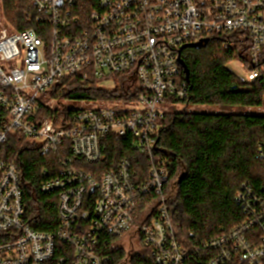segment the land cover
<instances>
[{
	"label": "built area",
	"instance_id": "built-area-1",
	"mask_svg": "<svg viewBox=\"0 0 264 264\" xmlns=\"http://www.w3.org/2000/svg\"><path fill=\"white\" fill-rule=\"evenodd\" d=\"M31 5L38 30L0 32V106L10 116L0 129V264H106L105 235L119 242L134 237L154 264H264V197L247 184L236 197L250 213L240 229L193 249L180 245L165 194L171 162L156 151L159 121L188 96L178 64L184 46L216 38L225 47L239 44L242 57L230 65L246 82L264 85V0ZM118 75L131 87L123 99L67 101L79 107L63 106L75 114L62 126L42 119V108L58 106L50 96L56 82ZM15 133L42 154L62 157L59 175L42 184L44 193L59 194L55 233L27 223L21 172L1 153ZM111 134L149 157L147 178L137 175L129 159L99 176L83 169L80 161L95 165L104 159ZM202 256L203 263L190 260Z\"/></svg>",
	"mask_w": 264,
	"mask_h": 264
},
{
	"label": "trees",
	"instance_id": "trees-1",
	"mask_svg": "<svg viewBox=\"0 0 264 264\" xmlns=\"http://www.w3.org/2000/svg\"><path fill=\"white\" fill-rule=\"evenodd\" d=\"M3 8L4 16L17 32L38 30L41 23L31 0H5ZM241 47H225L224 41L216 38L199 48L183 49L181 57L188 66L189 80L183 71L181 79L188 96L180 105L187 109L170 111L159 121L156 151L171 162L165 194L172 208L176 236L184 248L193 249L243 226L250 213L238 204L236 197L244 184L264 197V115L246 112L264 108V85L258 81L248 83L229 68L236 58L242 57ZM109 82H114V86L104 85ZM127 85L130 86L129 81L121 75L102 79L90 76L86 80L66 77L50 91L58 106L42 108V119L54 118L62 126L75 114L63 108L67 101L121 100L131 93ZM189 107L229 111L195 113L189 112ZM9 119L8 112L0 106V129ZM1 153L21 172L27 223L40 233H55L59 194L44 193L42 184L59 175L62 157L58 153L42 154L18 133L11 134ZM103 153L105 157L98 164L79 163L99 176L129 159L137 175L147 178L149 157L130 149L116 135L106 138ZM103 239L101 251L108 257L106 264H154L147 251L130 257L119 245V239L107 235ZM205 259L202 256L190 260L203 263Z\"/></svg>",
	"mask_w": 264,
	"mask_h": 264
},
{
	"label": "rangeland",
	"instance_id": "rangeland-1",
	"mask_svg": "<svg viewBox=\"0 0 264 264\" xmlns=\"http://www.w3.org/2000/svg\"><path fill=\"white\" fill-rule=\"evenodd\" d=\"M4 5L3 6H0V32L2 30H6L10 33H14V32H17L16 29H14V25H12V23H10L6 16H4ZM229 68L233 71V72H237V66L232 64L229 66ZM104 85L106 87H113L114 86V82H109V83H104ZM127 89H131V87L129 85H127ZM70 107H73V108H77L79 107V104H74V103H71V102H68L67 103ZM65 104V105H67ZM187 109L186 107L184 106H179V107H175L172 111H177V112H181L183 110ZM188 111L189 112H207V113H210V112H214V113H222L224 111H229V110H222L221 108L219 107H210V108H204V107H189L188 108ZM235 111V110H233ZM236 112V111H235ZM247 113H253V112H256V113H261L264 115V108L262 109H256V110H246ZM119 245L123 248V250L125 251V253H128L129 256L131 257L132 254H136V253H141V247H140V244L138 241L135 240L134 237H126L125 239L121 240L119 242Z\"/></svg>",
	"mask_w": 264,
	"mask_h": 264
},
{
	"label": "water",
	"instance_id": "water-1",
	"mask_svg": "<svg viewBox=\"0 0 264 264\" xmlns=\"http://www.w3.org/2000/svg\"><path fill=\"white\" fill-rule=\"evenodd\" d=\"M208 42H209V39L204 40V41L199 42V43H193V45H186V46H184L182 48V50L185 49V48H199L202 45H206ZM178 64L183 67L185 75H186V79L189 80L188 79L189 78V69H188V66L185 64V62H184V60L182 59L181 56L179 58Z\"/></svg>",
	"mask_w": 264,
	"mask_h": 264
}]
</instances>
